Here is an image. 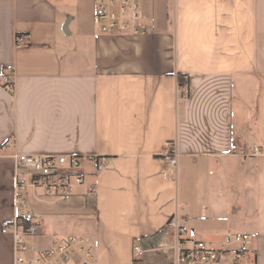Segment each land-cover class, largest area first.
Instances as JSON below:
<instances>
[{
  "label": "crops",
  "instance_id": "obj_1",
  "mask_svg": "<svg viewBox=\"0 0 264 264\" xmlns=\"http://www.w3.org/2000/svg\"><path fill=\"white\" fill-rule=\"evenodd\" d=\"M139 2L145 33L128 35L99 30L96 0H0V264H14L1 232L14 152L109 157L85 198L31 195L57 206L55 222L81 216L95 264H173V215L216 246L244 235L242 264H264V0Z\"/></svg>",
  "mask_w": 264,
  "mask_h": 264
},
{
  "label": "built area",
  "instance_id": "obj_2",
  "mask_svg": "<svg viewBox=\"0 0 264 264\" xmlns=\"http://www.w3.org/2000/svg\"><path fill=\"white\" fill-rule=\"evenodd\" d=\"M139 0H96V20L102 33L139 35L145 33L140 25ZM29 43L28 36L17 34L16 47ZM6 88L13 90L15 85L14 68L8 67L1 75ZM188 94L186 84L180 88ZM11 146L12 143L8 142ZM238 143L232 144V150ZM254 153H261L254 147ZM14 218L2 224L1 232L11 234L14 241V264H95L96 256L89 239L83 235H71L63 239L55 237L44 247H39L32 239L42 236L40 226L30 223L32 208L28 197L50 196L58 201L71 202L75 196L85 198L94 187L87 184L90 174L103 171L110 162L103 155L47 154L34 155L14 152ZM179 153L174 150L168 157L172 169L178 167ZM86 188L87 192H81ZM165 228L174 240L175 257L173 264H242L251 241L242 234H233L224 245L216 246L201 238L198 231L173 215ZM237 244V248L230 247ZM136 256L144 251L136 246Z\"/></svg>",
  "mask_w": 264,
  "mask_h": 264
},
{
  "label": "rangeland",
  "instance_id": "obj_3",
  "mask_svg": "<svg viewBox=\"0 0 264 264\" xmlns=\"http://www.w3.org/2000/svg\"><path fill=\"white\" fill-rule=\"evenodd\" d=\"M30 195V198L28 197L30 206L32 209H34V213H36L38 216L43 215L46 216L45 221L47 220L46 226V235L45 236H37L33 241H42L43 243L37 244L39 247H44L46 245L45 241H47V235L52 232V236H54L56 239H63L66 237H69L71 235H83L90 239L89 236V230L87 229L86 225L83 223V220L81 216H74L75 218L73 220L69 221H57L55 222L54 219L51 217L54 216V213H57L55 210L57 209V206L55 204H46V202H40L33 198ZM88 212V211H87ZM85 213V211L83 212ZM209 242H212L213 244H218L220 239H210Z\"/></svg>",
  "mask_w": 264,
  "mask_h": 264
},
{
  "label": "trees",
  "instance_id": "obj_4",
  "mask_svg": "<svg viewBox=\"0 0 264 264\" xmlns=\"http://www.w3.org/2000/svg\"><path fill=\"white\" fill-rule=\"evenodd\" d=\"M179 81H180V84H183V81L181 78L179 79ZM28 224H30V221H28Z\"/></svg>",
  "mask_w": 264,
  "mask_h": 264
}]
</instances>
